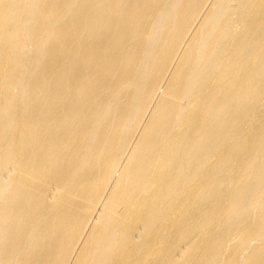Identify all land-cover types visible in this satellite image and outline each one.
<instances>
[{
  "label": "bare ground",
  "instance_id": "bare-ground-1",
  "mask_svg": "<svg viewBox=\"0 0 264 264\" xmlns=\"http://www.w3.org/2000/svg\"><path fill=\"white\" fill-rule=\"evenodd\" d=\"M0 264H264V0H0Z\"/></svg>",
  "mask_w": 264,
  "mask_h": 264
}]
</instances>
